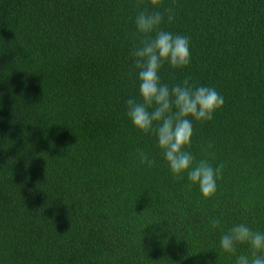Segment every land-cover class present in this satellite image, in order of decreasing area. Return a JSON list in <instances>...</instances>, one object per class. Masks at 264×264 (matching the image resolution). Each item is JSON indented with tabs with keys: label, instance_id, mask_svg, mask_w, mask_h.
Masks as SVG:
<instances>
[{
	"label": "trees",
	"instance_id": "trees-1",
	"mask_svg": "<svg viewBox=\"0 0 264 264\" xmlns=\"http://www.w3.org/2000/svg\"><path fill=\"white\" fill-rule=\"evenodd\" d=\"M138 2L0 0V264H235L222 232L264 231V0ZM169 7L160 27L190 38L191 63L161 82L224 97L187 149L223 165L211 199L126 115L135 16Z\"/></svg>",
	"mask_w": 264,
	"mask_h": 264
},
{
	"label": "clouds",
	"instance_id": "clouds-1",
	"mask_svg": "<svg viewBox=\"0 0 264 264\" xmlns=\"http://www.w3.org/2000/svg\"><path fill=\"white\" fill-rule=\"evenodd\" d=\"M139 3L142 0L138 7ZM150 4L159 8L161 0H150ZM165 15L169 23L175 18L171 7L163 11L144 8L135 16L136 29L144 37L132 50L139 99L126 101V115L137 130L155 136L174 178L181 179L186 173L190 186H198L203 198L211 199L217 192L223 165L214 168L206 159L196 160L187 149L191 147L193 121H211L223 107L224 97L214 87L191 83V77L171 87L161 82L160 70L165 63L174 69L191 63L190 38L161 28ZM136 155L141 164L149 168L155 165L143 149L138 148ZM209 223L213 230L221 227L217 217L210 218ZM219 245L222 252L236 257L235 264H264V231L246 223L233 224L223 231ZM240 246L247 247L246 254H237Z\"/></svg>",
	"mask_w": 264,
	"mask_h": 264
}]
</instances>
